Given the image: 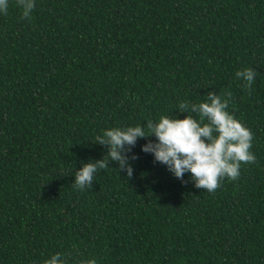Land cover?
<instances>
[{
	"label": "trees",
	"instance_id": "obj_1",
	"mask_svg": "<svg viewBox=\"0 0 264 264\" xmlns=\"http://www.w3.org/2000/svg\"><path fill=\"white\" fill-rule=\"evenodd\" d=\"M257 71L248 92L237 70ZM231 92L252 163L212 192L154 161L138 138L128 177L107 128L177 115ZM195 115V113H193ZM264 264V0H37L0 15V264ZM69 253L75 255L68 256Z\"/></svg>",
	"mask_w": 264,
	"mask_h": 264
},
{
	"label": "clouds",
	"instance_id": "obj_2",
	"mask_svg": "<svg viewBox=\"0 0 264 264\" xmlns=\"http://www.w3.org/2000/svg\"><path fill=\"white\" fill-rule=\"evenodd\" d=\"M21 17L31 19L37 0H15ZM10 0H0V15L9 10ZM235 76L243 81L244 88L252 91L257 71L247 66L237 70ZM231 92L216 94L209 91L199 102L181 100L178 109L186 113L182 118L177 115H160L156 120H146L127 126L104 129L97 142L108 147L107 160H89L75 172L74 186L83 190L91 186L98 169L108 166L110 160L118 163L128 177L133 175L130 161L137 159L132 152L138 138L154 136L141 145V151L150 153L154 161L165 165L176 178L183 180L185 173L197 188L209 192L216 190L221 180L227 177L234 180L240 175L242 163L256 161L251 151L253 132L243 125L228 110ZM195 113V115H193ZM75 255L69 253L68 256ZM42 264H69L67 256L56 252L44 259ZM77 264H98L95 257L78 260Z\"/></svg>",
	"mask_w": 264,
	"mask_h": 264
}]
</instances>
